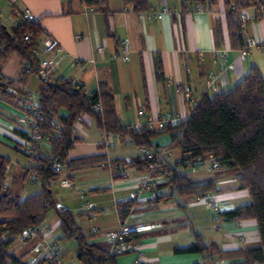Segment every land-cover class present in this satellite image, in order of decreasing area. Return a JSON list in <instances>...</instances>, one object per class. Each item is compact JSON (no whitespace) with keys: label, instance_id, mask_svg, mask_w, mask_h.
<instances>
[{"label":"crops","instance_id":"crops-1","mask_svg":"<svg viewBox=\"0 0 264 264\" xmlns=\"http://www.w3.org/2000/svg\"><path fill=\"white\" fill-rule=\"evenodd\" d=\"M147 1L148 9L160 10L167 5L176 8V12L172 16L143 19L123 0H107L102 8L87 5L82 0H0V20L12 29L22 21L16 12L29 9L35 17L32 21L62 45L58 54L47 55L56 59L50 81L68 78L82 85L85 91L99 88L110 91L117 116L131 125H143L148 116L158 118L166 113L178 119L188 116L193 105L185 101L176 84L189 88L197 100L205 94H213L215 91L207 84V71L218 74L217 91L234 86L251 66H258L264 75V46L255 45L246 56L240 55L241 46L233 44L230 38L223 0H204L205 9L201 11L196 9L193 0ZM250 4L246 7L249 11ZM108 22L114 26V35L107 32ZM242 34L244 40L247 36L263 40L264 20L248 21L242 26ZM125 38L128 43L123 46L121 41ZM98 46L103 49H97ZM217 51H223L224 58L216 61ZM125 55L129 57L125 59ZM229 63L233 64L232 69L227 68ZM21 67V56L13 53L2 63L1 73L6 78L17 79ZM41 87V78L33 73L26 75L24 81L17 80L11 89L15 97L20 98L28 90L38 94ZM15 97L9 101L0 97V152L10 159L5 165L6 180L10 174L8 179L16 186L14 195L24 198L38 193L41 185L23 179L30 160L20 150L25 142L22 134L24 112ZM139 109L145 114L140 115ZM74 124V134L80 140L68 151L67 160L103 155L108 164L74 171L64 167L53 183V196L57 207L73 211L76 223L89 242L109 244L106 233L117 230L122 223L148 224L149 228L137 239L148 264H232L244 260L240 254L176 251L177 247L190 245L196 234H200L205 243L214 242L223 251L259 243L255 219L226 220L222 217L216 220L207 193L181 195L171 187L168 174L181 150L173 143L170 132H162L151 140L154 148L167 147L172 151L168 165L163 164L152 177L165 196L154 200L147 190L135 199L132 195L141 179L147 176V170L120 160L142 156L141 146L126 136L101 129L88 113L81 114ZM153 129L160 130L156 126ZM40 150H49V143L44 139ZM114 162L119 163L118 169L113 168ZM119 169L124 173H119ZM237 170L231 167L213 170L206 162L183 168L182 172L193 180H215L220 190L208 193L218 199L220 210H229L250 201L248 190L238 188ZM63 177H69L73 185H60ZM6 186L9 185L6 183ZM23 192L25 196L22 197ZM85 200L92 203V216L83 209ZM130 200L129 212L122 219L119 202ZM43 222L53 228L47 241L61 251L62 263L82 264L75 257V250L67 253L66 245L71 242L73 247L74 241L60 238L56 211L49 210ZM41 237L40 232L28 237L19 234L9 250L28 262L35 261L44 248ZM117 261L136 264V255L121 254Z\"/></svg>","mask_w":264,"mask_h":264},{"label":"trees","instance_id":"trees-1","mask_svg":"<svg viewBox=\"0 0 264 264\" xmlns=\"http://www.w3.org/2000/svg\"><path fill=\"white\" fill-rule=\"evenodd\" d=\"M87 5L102 8L107 0H82ZM127 6L139 12L149 8L147 0H123ZM264 1V0H262ZM225 17L230 38L236 46H243L244 39L239 10L257 0H223ZM204 3V0H193ZM186 3H184L185 5ZM186 7V6H184ZM42 27L35 21L23 20L12 29H8L0 20V97L13 99L9 90L17 80L24 81L28 73L20 74L17 79L6 78L1 73L2 63L11 54L22 58V65L30 64L33 73L38 69V40ZM107 32L114 35V26L107 23ZM28 35V38L25 36ZM29 73V74H33ZM41 78L42 87L38 93L37 107L40 111L39 132L42 139L49 143V150L43 152L39 147L34 154L27 155L30 162L23 179L30 182L27 170H36L40 176L41 190L28 197L14 195L6 186V167L10 159L0 152V264H54L41 255L37 260L28 262L23 256L10 252L14 238L25 232L30 225L41 224L47 212L56 211L62 237L74 241L75 257L82 264H119V254L110 252V244L92 243L87 240L75 221V214L69 208L57 207L53 196V183L59 172L52 166L56 160L63 162L69 170H78L96 165H107L103 155H92L67 160L68 151L80 138L76 137L73 126L83 113L95 118L97 125L108 132L126 136L138 146L154 148L151 140L162 132H170L173 143L181 150L180 157L172 162L169 183L181 195L201 194L220 190L213 179L193 180L182 172L190 167L198 156L214 154L226 168H237L238 188L249 192L250 201L229 210H220L226 220L253 218L257 221L260 241L256 245L233 251L220 250L214 242L205 243L200 234L188 246L177 247V252H199L201 254L241 255L243 261L232 264H264V75L258 66H251L248 72L231 88L205 94L199 99L190 116L176 123H167L160 130H154L143 124L135 128L123 123L114 109V99L110 91L99 88L85 91L82 85L68 78ZM16 98V97H15ZM22 109V99L16 98ZM100 103L102 111L93 108ZM26 138V133H22ZM158 148V147H155ZM171 157V156H170ZM168 157L161 163L168 165ZM130 165L148 172L150 159L143 156L123 158ZM118 164V162H114ZM204 163V162H203ZM200 164H196V167ZM165 165V166H166ZM164 166V167H165ZM160 171V170H158ZM32 183V182H31ZM157 197L155 200L163 198ZM120 215L124 219L129 212L131 200L119 202Z\"/></svg>","mask_w":264,"mask_h":264},{"label":"built area","instance_id":"built-area-1","mask_svg":"<svg viewBox=\"0 0 264 264\" xmlns=\"http://www.w3.org/2000/svg\"><path fill=\"white\" fill-rule=\"evenodd\" d=\"M197 10H204L205 5L203 3L196 4ZM251 11L247 10V8L240 9L239 15L241 20V25L245 26V24L252 20H264V1L257 0V2H252L250 4ZM176 12V8H170L167 5H163L160 10H142L139 11V16L143 19H152V18H160L163 15H169L172 16L173 13ZM16 15L21 18V20L26 21H32L35 19L34 14L29 10L26 9L24 12H16ZM25 38H28V35L25 36ZM122 45L128 43V39L125 38L122 41ZM39 50L38 53L42 54L41 57H39L38 62V69L34 73L38 75L40 78H51L55 67H56V59L53 57L47 56L48 53H55L58 54L60 51H62V45L60 41L54 37L51 34L41 32L40 38L38 40ZM255 45L264 46V39L259 40L253 36H247L244 40L243 46L240 47V55L246 56L249 49ZM97 49L102 50V46H98ZM129 56L125 55L124 58L127 59ZM224 54L223 51H217L215 54V60L223 59ZM227 68L232 69L233 64L229 63L227 65ZM189 71V68H187ZM21 73H33V69L30 66L28 62L25 63V65H22L21 67ZM207 77V84L209 87H211L214 91H217V77L218 74L214 71H207L206 73ZM172 82V81H171ZM176 89L178 91H181L183 93L184 99L187 103L193 105V108L199 101V99H195L192 95V92L189 88L184 87L183 85L176 84ZM9 90L12 91L11 87H9ZM38 94L33 90H28L24 95H22V103H23V131L26 133L25 142L20 146V150L25 155H31L34 154L35 151L39 147V142L41 141V134L39 132V118H40V111L37 107L38 102ZM93 108L97 111H102V106L98 102L94 104ZM193 110V109H192ZM192 112V111H191ZM138 113L140 115H144L145 111L143 109H139ZM191 114V113H190ZM190 114L186 117H182L181 119H178L177 117H173L170 114H162L158 118L150 117L148 116L146 119V122L144 125H146L149 128H154L155 126L158 128L164 127L167 123H176L178 120H185L187 119ZM81 118V115L76 119L79 120ZM135 128H140L143 125L135 124L133 125ZM73 131H75V124L73 126ZM141 153L144 158L150 159L148 162V172L147 176H145L141 181L139 182L137 190L133 193V197L135 199H138L141 197L142 193L144 191L149 190L151 192L152 198L155 200L157 197L162 195V192L156 187V184L152 181V177L154 174L158 172V170L161 169L160 163L165 157L172 156L171 149L167 147H158V148H147L144 146H141ZM206 163L208 162L210 165V168L213 170H224L226 169V166L219 162L217 157L212 154H206L204 156H198L196 158L195 163L188 162L190 167H196V164L200 163ZM65 165L62 161L56 160L53 163L52 168L55 171H61ZM118 164H113V168L118 169ZM119 173H124L121 169H119ZM27 177L32 183H40V176L36 170L29 169L27 170ZM60 185L62 186H68L71 187L73 185L72 180L69 177H63L60 179ZM207 197L209 199V203L211 205V208L213 210V214L216 220H219L222 218L220 215V203L218 199L209 193H207ZM83 209L87 211L88 216L93 215L92 211V203L85 200L83 202ZM149 228L148 224L144 223H137V224H127L122 223L120 227L117 230H111L106 233L107 239L110 244V252L116 253V254H125V253H134L136 255V264H148V261L146 259L145 253L142 249L139 248V244L137 242V239L139 235L146 231ZM52 227L48 226L44 222H42L39 225H30L25 229V232L21 233L20 235L24 237L32 236L38 232L41 233V241L40 243L44 246V248L41 251V255L52 261L54 264H63L62 263V256L61 251L57 249L52 243L47 241V236L51 233Z\"/></svg>","mask_w":264,"mask_h":264},{"label":"rangeland","instance_id":"rangeland-1","mask_svg":"<svg viewBox=\"0 0 264 264\" xmlns=\"http://www.w3.org/2000/svg\"><path fill=\"white\" fill-rule=\"evenodd\" d=\"M217 171H221V170H217ZM238 171V170H237ZM9 176H10V174H8V178H9ZM7 178V180H6V183L9 185L8 187H7V189L9 190V191H11L13 194H14V189H15V185L13 184V183H10L11 182V180L10 179H8ZM29 185H32V184H29ZM25 192V191H24ZM23 192V194H22V197L23 196H25V193ZM67 247V250H68V252L67 253H71L72 251H73V247H72V243L71 242H69V244H67L66 245ZM56 248H57V246H55Z\"/></svg>","mask_w":264,"mask_h":264}]
</instances>
